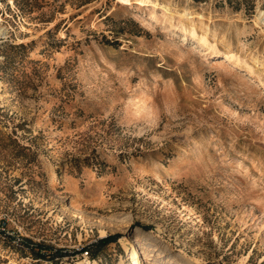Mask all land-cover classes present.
<instances>
[{
	"label": "rangeland",
	"instance_id": "1",
	"mask_svg": "<svg viewBox=\"0 0 264 264\" xmlns=\"http://www.w3.org/2000/svg\"><path fill=\"white\" fill-rule=\"evenodd\" d=\"M133 240L264 264V0H0V264Z\"/></svg>",
	"mask_w": 264,
	"mask_h": 264
},
{
	"label": "bare ground",
	"instance_id": "2",
	"mask_svg": "<svg viewBox=\"0 0 264 264\" xmlns=\"http://www.w3.org/2000/svg\"><path fill=\"white\" fill-rule=\"evenodd\" d=\"M206 44H207V42H206ZM209 55L214 57L215 55H218V54L216 52H210ZM134 232H135V238H136V234L139 232V229L136 228L134 230ZM136 247L137 246L133 240V242L130 243V250H129L131 252L132 264H141V259H140V256H139V253H138ZM76 264H90V263L88 262L87 259H82V260H79ZM119 264H123V263H119Z\"/></svg>",
	"mask_w": 264,
	"mask_h": 264
},
{
	"label": "built area",
	"instance_id": "3",
	"mask_svg": "<svg viewBox=\"0 0 264 264\" xmlns=\"http://www.w3.org/2000/svg\"><path fill=\"white\" fill-rule=\"evenodd\" d=\"M85 254H87V252Z\"/></svg>",
	"mask_w": 264,
	"mask_h": 264
}]
</instances>
